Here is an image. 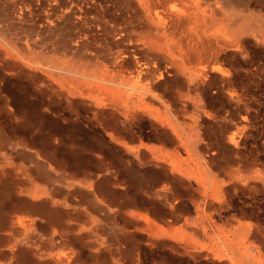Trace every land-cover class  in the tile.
<instances>
[{"label": "rangeland", "instance_id": "obj_1", "mask_svg": "<svg viewBox=\"0 0 264 264\" xmlns=\"http://www.w3.org/2000/svg\"><path fill=\"white\" fill-rule=\"evenodd\" d=\"M186 1L0 0V264H264V0Z\"/></svg>", "mask_w": 264, "mask_h": 264}, {"label": "crops", "instance_id": "obj_2", "mask_svg": "<svg viewBox=\"0 0 264 264\" xmlns=\"http://www.w3.org/2000/svg\"><path fill=\"white\" fill-rule=\"evenodd\" d=\"M141 2H146V7L148 8V11L152 14H155L160 22H164L166 25V18L171 19V23H173L175 20L173 19H179L181 18L182 21L180 22L183 23V21H189L190 16L187 13L188 7H190V3L186 0H140ZM218 1V0H216ZM172 5H176L175 8H172ZM149 13V14H150ZM180 26V25H175V27ZM167 27V26H166ZM167 33L170 32L172 33L169 29L166 31ZM173 40V39H172ZM175 45V44H174ZM173 45L174 49L176 48ZM164 46V44H163Z\"/></svg>", "mask_w": 264, "mask_h": 264}, {"label": "bare ground", "instance_id": "obj_3", "mask_svg": "<svg viewBox=\"0 0 264 264\" xmlns=\"http://www.w3.org/2000/svg\"><path fill=\"white\" fill-rule=\"evenodd\" d=\"M77 9H78V8H77ZM77 9H76V10H77ZM76 12H77V11H76ZM74 13H75V12H74ZM84 13H85V12H84ZM81 16H82V15H81ZM84 16H85V15H84ZM82 17H83V16H82ZM162 45H163V43H162Z\"/></svg>", "mask_w": 264, "mask_h": 264}]
</instances>
